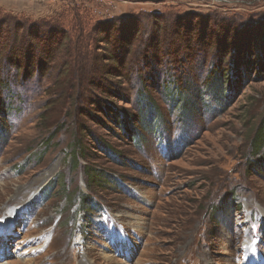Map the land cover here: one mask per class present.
<instances>
[{
    "label": "rangeland",
    "instance_id": "1",
    "mask_svg": "<svg viewBox=\"0 0 264 264\" xmlns=\"http://www.w3.org/2000/svg\"><path fill=\"white\" fill-rule=\"evenodd\" d=\"M263 121L264 0H0V264H264Z\"/></svg>",
    "mask_w": 264,
    "mask_h": 264
},
{
    "label": "trees",
    "instance_id": "2",
    "mask_svg": "<svg viewBox=\"0 0 264 264\" xmlns=\"http://www.w3.org/2000/svg\"><path fill=\"white\" fill-rule=\"evenodd\" d=\"M13 56V55H12ZM237 66H240V64H238ZM222 68H220L219 66H216L215 70H212L208 76H207V81H212V82H216L215 85L217 88H220L222 84H220V80L221 79H224L226 76H227V80L229 78V75H230V72H226V71H223L221 70ZM219 82V83H218ZM174 88V92L176 91V93H178V90H180L181 88L177 87V84L175 83H172ZM172 87V85H170ZM178 97V96H177ZM181 100V99H180ZM98 108H101V107H98ZM101 111V109H99ZM111 112V116H116L118 115L116 111H113V110H110ZM156 118V116L154 117ZM96 119V118H94ZM117 122H118V125L121 126L122 122H123V117H118L117 118ZM255 140L253 141L254 143V147H255V151H258L261 149V147L264 145V121L263 123L260 125V127L257 128L256 132H255ZM258 136V137H257ZM257 138V139H256ZM101 145H103V143L101 144H97L98 147H101ZM100 173L99 172H95V175H93V178L94 179H99V177H102L101 175H99ZM100 182H102L103 184H107L106 181H103V180H100Z\"/></svg>",
    "mask_w": 264,
    "mask_h": 264
},
{
    "label": "built area",
    "instance_id": "3",
    "mask_svg": "<svg viewBox=\"0 0 264 264\" xmlns=\"http://www.w3.org/2000/svg\"><path fill=\"white\" fill-rule=\"evenodd\" d=\"M203 1H207L210 3H216V4H223V3H227L228 0H203Z\"/></svg>",
    "mask_w": 264,
    "mask_h": 264
},
{
    "label": "bare ground",
    "instance_id": "4",
    "mask_svg": "<svg viewBox=\"0 0 264 264\" xmlns=\"http://www.w3.org/2000/svg\"><path fill=\"white\" fill-rule=\"evenodd\" d=\"M1 230V229H0ZM6 231V230H5ZM3 233V232H2ZM6 235H7V233H5L3 236H2V238H4V237H6Z\"/></svg>",
    "mask_w": 264,
    "mask_h": 264
}]
</instances>
